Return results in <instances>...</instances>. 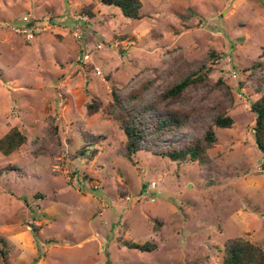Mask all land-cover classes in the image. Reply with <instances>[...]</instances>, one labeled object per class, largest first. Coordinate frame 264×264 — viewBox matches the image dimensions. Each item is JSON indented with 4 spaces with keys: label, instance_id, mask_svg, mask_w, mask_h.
<instances>
[{
    "label": "rangeland",
    "instance_id": "rangeland-1",
    "mask_svg": "<svg viewBox=\"0 0 264 264\" xmlns=\"http://www.w3.org/2000/svg\"><path fill=\"white\" fill-rule=\"evenodd\" d=\"M141 2L130 19L99 0H0V138L13 127L26 136L0 152V264H223L237 236L264 248V154L250 109L264 0ZM212 50L206 81L159 100ZM112 91L128 107L191 114L157 146L202 133L220 110L233 124L216 129L206 165L145 150L129 159Z\"/></svg>",
    "mask_w": 264,
    "mask_h": 264
},
{
    "label": "trees",
    "instance_id": "trees-1",
    "mask_svg": "<svg viewBox=\"0 0 264 264\" xmlns=\"http://www.w3.org/2000/svg\"><path fill=\"white\" fill-rule=\"evenodd\" d=\"M99 1L106 5L118 7L123 16L127 18H141V0ZM83 12L88 16L93 15L90 7L84 8ZM193 13V9L189 8L187 14L182 15V17L188 18ZM217 57L216 51H210L206 60L167 88L159 96V100L163 102L166 99L173 98L181 94L187 87L206 81ZM261 64L260 61L253 62L251 68L256 70ZM255 84L257 98L250 103V109L254 113L252 132L256 147L264 154V73ZM112 99L111 111L126 136V155L129 159H132L133 154L137 151L145 150L167 157L177 163L191 161L206 165L210 160L207 151L217 141L216 129L229 128L233 124V118L225 111L220 110L213 115L212 121L202 133L188 137L181 142L157 146V143L164 138L179 134L184 128L188 127L191 114L171 110L161 111L156 103L128 107L114 91H112ZM98 104L99 101L93 99L86 105V108L90 111ZM25 140L24 133L13 127L0 138V152L8 155L18 149ZM80 154H85L84 149L80 150ZM0 243V256L6 258L8 243L2 237H0ZM124 245L142 251H151L155 248V244L148 241L144 243L124 241ZM222 263L264 264V248L260 244L243 237L227 238L224 242Z\"/></svg>",
    "mask_w": 264,
    "mask_h": 264
},
{
    "label": "built area",
    "instance_id": "built-area-1",
    "mask_svg": "<svg viewBox=\"0 0 264 264\" xmlns=\"http://www.w3.org/2000/svg\"><path fill=\"white\" fill-rule=\"evenodd\" d=\"M24 33L28 38H32L33 36V31H35V28L32 26H27L26 28L23 29Z\"/></svg>",
    "mask_w": 264,
    "mask_h": 264
}]
</instances>
